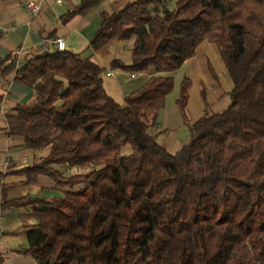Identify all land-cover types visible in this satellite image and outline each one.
<instances>
[{
	"label": "trees",
	"instance_id": "trees-1",
	"mask_svg": "<svg viewBox=\"0 0 264 264\" xmlns=\"http://www.w3.org/2000/svg\"><path fill=\"white\" fill-rule=\"evenodd\" d=\"M108 1L82 0L61 23ZM128 40L130 64L110 67L154 75L124 105L90 57L52 50L19 67L0 60L3 77L14 73L34 93L6 115L9 135L47 150L18 174L25 185L44 175L61 188L50 199L2 200V210L32 209L20 253L36 264H264V0H177L172 10L166 0H126L102 14L89 46ZM204 41L233 82L231 104L197 120L171 155L148 130L173 91L171 74ZM190 87L183 79L177 100L185 121Z\"/></svg>",
	"mask_w": 264,
	"mask_h": 264
},
{
	"label": "crops",
	"instance_id": "crops-1",
	"mask_svg": "<svg viewBox=\"0 0 264 264\" xmlns=\"http://www.w3.org/2000/svg\"><path fill=\"white\" fill-rule=\"evenodd\" d=\"M34 1L40 13L32 20L25 11L26 2ZM0 0V60L15 58L17 66L26 60L39 56L36 48L42 41L62 37L65 50L90 57L98 67L104 69L103 87L118 104L124 105V98L141 88L154 75L153 71L129 74L114 70L110 63L117 58L118 48L110 43L97 50H91L90 40L100 28L102 14H109L125 4L126 0L103 3L88 17H75L67 25L61 17L73 11L82 0ZM122 1V2H120ZM119 2V3H118ZM127 50L128 46L122 47ZM52 51V50H51ZM123 64L127 65L123 62ZM110 74V76H106ZM173 91L165 99L163 109L157 117V125L148 130L156 137L165 150L174 155L190 140L191 126L203 116L220 114L231 104L230 92L233 82L214 44L202 42L193 58L185 61L180 69L171 74ZM188 79L190 89L185 105L186 121L181 116L177 100L183 79ZM33 91L14 82V73L5 77L0 67V257L2 264H36L30 256L20 251L27 247V240L20 234L35 223L31 212H21L19 208L1 209L3 199L7 201L29 198L58 197L61 188L44 175H39L35 184L25 185V176L18 174L38 163L47 150L23 148V139L8 133L6 115L20 104L33 100ZM77 172L76 169L67 170Z\"/></svg>",
	"mask_w": 264,
	"mask_h": 264
},
{
	"label": "built area",
	"instance_id": "built-area-1",
	"mask_svg": "<svg viewBox=\"0 0 264 264\" xmlns=\"http://www.w3.org/2000/svg\"><path fill=\"white\" fill-rule=\"evenodd\" d=\"M57 3H60V1L58 0ZM24 7L25 11L32 20L37 18L40 13V7L34 1L26 2ZM36 49L42 54L51 50L60 52L65 50V42L62 37H54L50 40L42 41ZM106 76H110V74H106Z\"/></svg>",
	"mask_w": 264,
	"mask_h": 264
},
{
	"label": "rangeland",
	"instance_id": "rangeland-1",
	"mask_svg": "<svg viewBox=\"0 0 264 264\" xmlns=\"http://www.w3.org/2000/svg\"><path fill=\"white\" fill-rule=\"evenodd\" d=\"M176 1L177 0H166V2L168 4V8L172 10L174 8V6H175ZM120 2H122V1H120ZM116 9H119V8L116 7ZM132 42H133L132 40H128V41H114V42H112V44H114L113 46H116L118 48V51H117V53H118L117 55L118 56H117V58L120 59L122 62L126 63L127 65L130 64V62H131V60H130V49H131V46H132ZM121 46L122 47L128 46V49L127 50H122ZM124 151L126 153H128L129 152L128 147H126L124 149ZM88 171H89V169L78 170V173H87ZM20 210H21V212H32L31 208L20 209Z\"/></svg>",
	"mask_w": 264,
	"mask_h": 264
}]
</instances>
